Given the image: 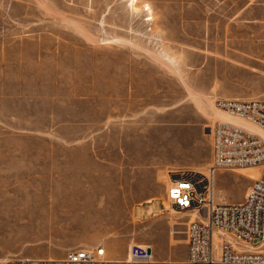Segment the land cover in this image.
I'll use <instances>...</instances> for the list:
<instances>
[{
  "label": "rangeland",
  "instance_id": "374dc122",
  "mask_svg": "<svg viewBox=\"0 0 264 264\" xmlns=\"http://www.w3.org/2000/svg\"><path fill=\"white\" fill-rule=\"evenodd\" d=\"M229 98L264 99V0H0V261L133 242L183 259L193 215L133 206L164 200L169 170L207 173ZM260 169L217 170L215 200Z\"/></svg>",
  "mask_w": 264,
  "mask_h": 264
},
{
  "label": "built area",
  "instance_id": "2783aa9c",
  "mask_svg": "<svg viewBox=\"0 0 264 264\" xmlns=\"http://www.w3.org/2000/svg\"><path fill=\"white\" fill-rule=\"evenodd\" d=\"M217 106L264 129V99H220ZM207 173L169 170L164 201L193 215L185 226L183 259H157L149 245L133 242L125 257H110L104 244L68 249L62 257H13L0 264H264V139L243 126L217 122L211 129ZM260 164L242 201L217 202L213 175L223 168ZM167 207L163 202V210ZM259 237L258 243L253 239Z\"/></svg>",
  "mask_w": 264,
  "mask_h": 264
},
{
  "label": "bare ground",
  "instance_id": "6f19581e",
  "mask_svg": "<svg viewBox=\"0 0 264 264\" xmlns=\"http://www.w3.org/2000/svg\"><path fill=\"white\" fill-rule=\"evenodd\" d=\"M219 108V107H218ZM220 110H222L221 108H219ZM223 111V110H222ZM216 114H218V116L222 119V121L224 120V121H226V122H231V123H234V124H237V125H240V126H243V127H245L246 129H248L249 131H251L252 133H254V134H257V135H259L260 137H262L263 139H264V129H262L261 127H259V126H257V125H255L254 123H251L250 121H248V120H246V119H244V118H242V117H237V116H232V115H230V114H228V113H226L225 111L224 112H217ZM252 165H256V164H252ZM247 166H250V165H247ZM239 167H245V166H239ZM233 168H235V167H233ZM247 170V169H246ZM260 171H261V169H260ZM247 172H249L251 175H256V173L258 172L257 171V168L256 167H252V168H250L249 170H247ZM259 174H260V172H259ZM249 189V188H248ZM248 191V190H247ZM72 193V195H71V197L72 196H75L76 198L78 197V198H80V197H86V198H89V199H95V198H97L98 197V193H100L99 191H97V190H82V189H79V190H75V191H73V192H71ZM70 192H69V196H70V194H71ZM238 195V194H237ZM237 195H236V197H237ZM68 196V197H69ZM239 196V195H238ZM235 197V198H236ZM65 203V205H71V206H73L74 208H76L77 206H79V204H75L74 203V205H72L73 203H67V202H64ZM84 203H86V204H84ZM90 203V200H89V202L88 201H86V202H83V204L84 205H90L89 204ZM92 203V202H91ZM58 208V207H57ZM59 209V208H58ZM58 209H57V211H55V213H56V215H59V213H58ZM175 209V208H174ZM177 210V209H176ZM65 213V212H64ZM63 214V213H62ZM64 216H66L65 214H63ZM67 216H69V215H67ZM72 217H73V219L75 218L74 217V214H72V216H71V214H70V218L72 219ZM75 220H76V218H75ZM72 222V221H71ZM118 246H119V243L117 242V243H112V245H110V247H109V249H110V251L111 252H115V251H117L118 249ZM128 250V249H127ZM126 255H127V253H126ZM125 255V256H126ZM124 256V257H125ZM49 258H52V257H49Z\"/></svg>",
  "mask_w": 264,
  "mask_h": 264
},
{
  "label": "crops",
  "instance_id": "0c3cea01",
  "mask_svg": "<svg viewBox=\"0 0 264 264\" xmlns=\"http://www.w3.org/2000/svg\"><path fill=\"white\" fill-rule=\"evenodd\" d=\"M166 189V186H165ZM165 189H164V194H165ZM163 202L164 200L160 197H149L146 199H143L141 201L136 202V204L133 206V216L136 220H143L149 217H152L156 214H159L163 210ZM156 204L157 209H153V204ZM140 207L142 212L137 215L136 209ZM185 256V255H184Z\"/></svg>",
  "mask_w": 264,
  "mask_h": 264
}]
</instances>
